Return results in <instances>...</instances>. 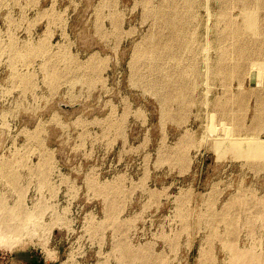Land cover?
<instances>
[{
    "label": "rangeland",
    "instance_id": "obj_1",
    "mask_svg": "<svg viewBox=\"0 0 264 264\" xmlns=\"http://www.w3.org/2000/svg\"><path fill=\"white\" fill-rule=\"evenodd\" d=\"M261 48L264 0H0V261L264 264Z\"/></svg>",
    "mask_w": 264,
    "mask_h": 264
},
{
    "label": "bare ground",
    "instance_id": "obj_2",
    "mask_svg": "<svg viewBox=\"0 0 264 264\" xmlns=\"http://www.w3.org/2000/svg\"><path fill=\"white\" fill-rule=\"evenodd\" d=\"M248 15H249V12L245 11L244 17H248ZM255 23H256L255 19H253V18L249 19V26H254ZM172 27H174L177 31L180 30L178 26H172ZM261 49H264V48H261ZM239 52H240V55L247 54V52L243 51V50H241ZM226 54L227 53H224L223 55H226ZM261 153H262V151H256L254 154L259 155ZM258 157L261 158L260 155ZM2 193H4V192H2ZM5 195H7V194H5ZM7 197H8V195H7ZM2 200H3V198H1V196H0V207L4 206V203H2ZM8 207H10V206H8ZM30 217H33V216H30ZM24 223H25L24 216H22V214H20V213H17L16 210L12 211V209H11L9 212H7L6 210L1 211V213H0V237H10L11 235H13L14 232L18 231L21 227H23Z\"/></svg>",
    "mask_w": 264,
    "mask_h": 264
},
{
    "label": "crops",
    "instance_id": "obj_3",
    "mask_svg": "<svg viewBox=\"0 0 264 264\" xmlns=\"http://www.w3.org/2000/svg\"><path fill=\"white\" fill-rule=\"evenodd\" d=\"M59 253L55 252V255ZM60 256V254H59ZM58 258V257H57ZM60 259V257H59ZM8 261L4 259V261H0V264H50L44 263L43 256H39L38 252H33L31 250H22L15 255L8 256ZM58 261V260H57Z\"/></svg>",
    "mask_w": 264,
    "mask_h": 264
}]
</instances>
